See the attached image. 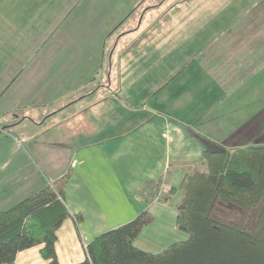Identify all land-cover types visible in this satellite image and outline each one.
I'll list each match as a JSON object with an SVG mask.
<instances>
[{
	"label": "crops",
	"instance_id": "crops-1",
	"mask_svg": "<svg viewBox=\"0 0 264 264\" xmlns=\"http://www.w3.org/2000/svg\"><path fill=\"white\" fill-rule=\"evenodd\" d=\"M72 1L78 4L87 2ZM196 1L201 0L192 3ZM54 2L62 4L60 0ZM203 2L205 15L209 18L207 24L196 22L197 13H193L190 21L194 32L203 29L207 47L195 57L202 71L198 70L196 74L191 70L192 75H198L197 83L201 81L199 88L189 92L187 86L183 88L176 84L172 98H168L167 89L162 85L157 91L154 89L145 94L150 98L149 102L154 100L153 95L156 98L155 95L161 92L167 97L158 105L154 101L155 112H145L148 103H143L142 108L126 103L132 108V115L111 122V138L100 137L96 132L86 138L80 132L75 135L77 144H72L67 140L69 132L66 130L61 129L60 140L49 135L50 130L57 127L52 123L51 113L38 116V122L44 127L42 130L28 125L33 123L34 116L28 115V107L36 101L35 96L29 97L30 79H27V88L22 93L5 95L12 91L17 77L13 69L16 52L3 48L8 42L13 49L17 41L19 14L15 11L21 7L32 11L46 9L50 0H0V74L6 72L0 78V119L6 123L1 130L16 133L25 142L42 133L48 137L49 146L76 148L67 168L74 171L66 187V205L72 217L65 220L57 232L59 264L83 262L87 257L85 246L88 243L131 222L144 211L151 212L157 220L143 230L135 242L137 247L159 253L171 245L169 241L173 244L186 240L187 234L181 235L176 224V204L182 192L178 190L174 196L167 193L159 198L162 185L166 183L170 189L179 188L195 169L203 170L206 164L203 154L208 149L264 146V0ZM183 74L184 71L170 74L164 84L171 75L181 78ZM182 80L184 85L189 84L185 78ZM215 107H227V110H215ZM64 121L67 120H61L60 124ZM205 121L211 125L200 126ZM14 128L17 132H13ZM41 164L47 171V182L35 179V170L29 164L15 165L13 170H10L13 161L7 160L1 165L3 179L0 185L10 187L11 184L13 192L14 188L19 192L13 198L15 200L0 196L7 205L31 196L68 172L67 169L62 172L60 165H51L47 156L41 159ZM21 174L26 176L20 181ZM165 196L167 198L163 200ZM76 215L83 217L78 224L74 218ZM147 235L152 237L153 243L143 242ZM41 248L20 252L15 264H50L42 257Z\"/></svg>",
	"mask_w": 264,
	"mask_h": 264
},
{
	"label": "rangeland",
	"instance_id": "rangeland-1",
	"mask_svg": "<svg viewBox=\"0 0 264 264\" xmlns=\"http://www.w3.org/2000/svg\"><path fill=\"white\" fill-rule=\"evenodd\" d=\"M54 1L50 0L46 9L32 11L21 7L15 11L19 14L17 41L13 49L8 42L3 46L16 52L13 69L17 76L12 91L5 95L22 93L30 79L29 97L35 96L36 101L28 107V115H34L33 123L28 125L35 130L44 128L38 116L46 112L53 115L52 123L57 125L50 130L53 138L60 140L61 129L69 132L67 140L72 144H77L76 136L80 132L86 138L95 132L100 137L111 138V122L132 115V108L126 103L140 108L148 103L145 112H152L161 100L172 98L176 84L187 86L189 92L199 88L201 81L197 83L198 75H192L191 70L196 74L201 70L195 57L207 47L203 29L194 32L190 21L193 13H197L196 22L207 24L209 18L205 15L203 0L196 3L193 0H82L87 1L84 4ZM182 71L183 77L171 75L164 84L170 74ZM5 75L6 72L1 73L0 78ZM183 78L189 81L188 85L183 84ZM162 85L167 89V97L161 92L149 102L145 94L157 91ZM221 109L227 110V107ZM21 115L24 116L23 111ZM64 119L67 121L60 124ZM3 121L0 119V169L7 160L14 162L10 170L15 165L29 164L35 170L34 178L47 182V171L41 164V159L47 156L51 165H60L62 172H66L76 148L49 146L48 137L42 133L30 142L21 141L16 133L1 130L6 124ZM207 123L211 125L205 121L200 126ZM20 125L24 127L22 122ZM22 176L26 175L21 174L20 181L24 180ZM2 179L0 175V182ZM12 187L0 185V196L16 198L18 189L14 188L13 192ZM13 205H7L0 197V212ZM230 211L220 207L217 212L228 216L233 214ZM143 242L154 241L147 235Z\"/></svg>",
	"mask_w": 264,
	"mask_h": 264
},
{
	"label": "trees",
	"instance_id": "trees-1",
	"mask_svg": "<svg viewBox=\"0 0 264 264\" xmlns=\"http://www.w3.org/2000/svg\"><path fill=\"white\" fill-rule=\"evenodd\" d=\"M206 171L195 169L179 188L176 224L188 238L162 252L135 244L143 230L156 222L149 211L107 231L85 248L77 264H264V146L215 147L204 151ZM73 169L40 191L0 212V264H15L17 255L42 246L50 264H59L57 232L72 217L66 205V187ZM166 196L163 200H166ZM220 207L231 215L218 214ZM77 224L83 220L74 216Z\"/></svg>",
	"mask_w": 264,
	"mask_h": 264
},
{
	"label": "built area",
	"instance_id": "built-area-1",
	"mask_svg": "<svg viewBox=\"0 0 264 264\" xmlns=\"http://www.w3.org/2000/svg\"><path fill=\"white\" fill-rule=\"evenodd\" d=\"M169 190H170V187L166 183H164L162 185V188H161V191H160V195H159L160 197L159 198H161L162 195H165V194L169 193Z\"/></svg>",
	"mask_w": 264,
	"mask_h": 264
}]
</instances>
